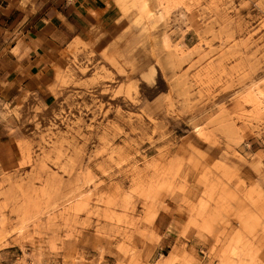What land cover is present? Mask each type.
<instances>
[{
  "label": "rangeland",
  "instance_id": "rangeland-1",
  "mask_svg": "<svg viewBox=\"0 0 264 264\" xmlns=\"http://www.w3.org/2000/svg\"><path fill=\"white\" fill-rule=\"evenodd\" d=\"M116 2L45 86L0 39V264H264V0Z\"/></svg>",
  "mask_w": 264,
  "mask_h": 264
},
{
  "label": "crops",
  "instance_id": "crops-1",
  "mask_svg": "<svg viewBox=\"0 0 264 264\" xmlns=\"http://www.w3.org/2000/svg\"><path fill=\"white\" fill-rule=\"evenodd\" d=\"M0 2V39L14 40L13 47L25 40L23 53L27 59L22 70L38 87L50 82L56 68L68 62L66 57L71 59L72 50H66L70 42H89L107 23L119 21L122 15L116 0ZM164 213L167 211L159 209L155 220H166L161 218Z\"/></svg>",
  "mask_w": 264,
  "mask_h": 264
},
{
  "label": "bare ground",
  "instance_id": "bare-ground-1",
  "mask_svg": "<svg viewBox=\"0 0 264 264\" xmlns=\"http://www.w3.org/2000/svg\"><path fill=\"white\" fill-rule=\"evenodd\" d=\"M263 97V96H262Z\"/></svg>",
  "mask_w": 264,
  "mask_h": 264
}]
</instances>
